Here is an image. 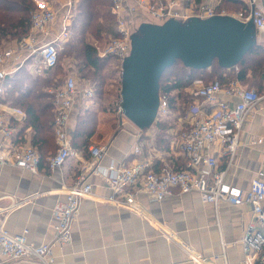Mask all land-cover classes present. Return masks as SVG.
Returning <instances> with one entry per match:
<instances>
[{
	"label": "built area",
	"instance_id": "built-area-1",
	"mask_svg": "<svg viewBox=\"0 0 264 264\" xmlns=\"http://www.w3.org/2000/svg\"><path fill=\"white\" fill-rule=\"evenodd\" d=\"M240 1H243L244 6L231 13L217 5L199 4L194 7L193 1L185 5L184 0L176 4L172 0H111L110 10L116 18L117 35L110 37L101 46L95 44L97 53L101 57L114 58L121 67L123 59L130 52V35L137 30L140 13L160 23L169 18L184 21L190 16L204 18L227 14L242 22L252 19L257 36L264 35V0ZM71 2L66 0L63 4L65 8L68 7V13ZM68 13L62 19L61 29L51 34L57 11L39 4L30 12L29 32L15 40L14 46L0 47V83L27 60H31L30 70L34 74L55 67ZM131 25H134V29ZM262 81L264 85V74ZM191 83L187 90L192 101L186 106L185 115L177 117L180 122V130L176 133L177 155L182 157L183 165L174 164L177 155L175 152L169 153L171 146L168 151L159 150L155 147L154 139L147 146L135 143L130 162L110 159L107 165H101L99 161L107 151V144H89L88 159L73 149L72 134L68 129L71 110L78 97L92 99L94 91L90 84L80 86L75 76L68 74L62 84L51 91L56 149L46 161L48 168L54 169L60 167L68 157H75L80 162L79 169L73 182L65 186L64 197L53 205L49 240L34 244L26 238L27 229L12 233L5 228L4 219H0V264L17 260L53 264V247L71 241V223L76 217L79 203L92 192L89 175L96 176L111 190L108 198L110 201H117L137 212H142L139 201L141 196L150 202H160L174 191L196 193L201 202L214 206L220 202L248 204L252 221L240 238L246 253L242 264H264V170H257L246 188L226 180L227 168L239 146L242 125L251 110L264 98V89L259 92L254 87H244L237 79L230 81L227 86L222 85L219 79L205 83L197 78ZM2 89L0 86V91ZM119 103L120 99L115 110L121 119L123 115ZM12 116L19 117L16 112L0 111V164L37 173L40 156L30 144H15L17 137L10 124ZM175 116L176 112L171 108L167 94H160L155 121L169 120ZM138 137L139 133L136 140ZM251 142L264 143V129ZM217 153L226 158V164L222 167L217 166ZM189 258L194 262L205 260L202 255L193 253Z\"/></svg>",
	"mask_w": 264,
	"mask_h": 264
},
{
	"label": "crops",
	"instance_id": "crops-1",
	"mask_svg": "<svg viewBox=\"0 0 264 264\" xmlns=\"http://www.w3.org/2000/svg\"><path fill=\"white\" fill-rule=\"evenodd\" d=\"M55 1L56 5H52L51 0H37L36 3L57 9L65 2ZM172 1L176 4L180 0ZM201 1L200 4L224 5H221L224 0ZM175 6L180 8L179 5ZM140 17L141 21H151L144 13H140ZM258 40L264 41V38L260 35ZM6 44L14 46L15 41ZM68 74L75 76L73 71ZM262 78L263 76V90ZM239 84L248 87L241 81ZM190 85L192 83L185 91L188 92ZM46 90L50 92L49 88ZM219 96L235 100L226 95ZM91 102L92 99L81 96L77 98L71 110L68 129L72 134L76 114L82 108L97 110V125L90 144L108 145L99 161L101 165H107L110 159L130 162L135 143L147 146L154 139L156 130L153 125L141 132L122 117L116 119L119 127L115 128L112 115L90 104ZM0 111L18 113L19 117L12 116L14 120L23 115L20 110L1 103ZM14 126L20 129L21 123L15 122ZM263 129L264 98L251 110L242 125L239 146L226 172L229 183L246 188L255 172L264 170V143L251 142ZM179 130L180 122L176 119L175 126L168 131L171 154H179L176 134ZM137 133L139 139L136 140ZM14 142L18 146L30 144L39 154L37 145L32 144L30 126L21 128ZM50 150L52 144L44 155L43 162L39 164L37 173L0 164V219H4L5 228L12 233L27 229L26 238L34 244L51 238L53 205L64 197L65 186L73 182L80 164L77 158L68 157L60 167L49 169L46 160L52 152ZM176 157L182 159L180 155ZM217 157L218 167L226 164L224 155L217 153ZM173 161L176 164L180 160ZM88 181L92 184V192L79 203L76 217L71 223V241L66 245L53 247V264H242L246 258L240 238L252 221L248 204L231 205L220 202L214 206L201 202L196 193L174 191L160 202H150L148 198L141 196L139 201L142 212H137L117 201H110L108 198L111 190L96 176L89 175ZM192 253L202 255L205 260L194 262L189 258ZM2 264L34 263L17 260Z\"/></svg>",
	"mask_w": 264,
	"mask_h": 264
},
{
	"label": "trees",
	"instance_id": "trees-1",
	"mask_svg": "<svg viewBox=\"0 0 264 264\" xmlns=\"http://www.w3.org/2000/svg\"><path fill=\"white\" fill-rule=\"evenodd\" d=\"M188 1H193L194 7L202 2L201 0H184V4L187 5ZM223 3L229 8L241 9L244 6L243 1L240 0H224L221 5ZM110 7L111 0H79L76 16L78 24L71 41L60 49L55 67L44 70L40 74H34L28 68L31 60H27L12 75L6 76L0 83V86L3 87L0 91V103L16 108L23 114L22 118L18 120L11 117V126L15 128V122H19L21 128L26 126L32 128V144L37 145L40 156L39 164L43 162L46 152L51 149V144L52 150L50 152H52L50 155L56 149L52 126L54 116L52 92L46 90L50 82V78L46 74L58 67L61 52L66 47L64 51L73 52L74 56H82L83 63L81 67L90 69L89 72L87 71L88 74L90 72L96 74L95 77L90 79L95 91L104 84L103 77L106 73L102 70L103 65L108 58L112 57L99 56L95 44L86 42L85 35L86 32H92L93 30L96 31L95 35L97 37L103 38L104 35L114 37L117 35L116 18ZM35 8L37 7L33 0H0V46L4 42L17 40L29 32L31 26L30 12ZM235 66L237 70L234 66L223 68L214 61L208 68L193 69L184 66L180 60H175L169 67L164 69L159 79V95L162 93L167 94L170 106L176 112V116L173 119L157 120L155 122L154 144L157 149L169 150L170 134L168 131L175 126L177 117L182 116L181 113L192 101V96L185 91V88L194 79L199 78L206 83L213 80L212 78L208 79V77L216 74L217 78L215 79H219L222 85H228L230 81L237 79L247 84L248 87L254 85L256 90L262 91L261 75L264 72V41L255 38L252 46ZM87 75H84V77H87ZM96 125V109L86 108L84 111L77 112L72 131V146L83 158H89L88 146L91 143V136L95 132ZM20 129L15 128L17 138ZM175 159L180 160L176 161V166L183 165V159L180 157H175ZM79 165L76 171H78Z\"/></svg>",
	"mask_w": 264,
	"mask_h": 264
},
{
	"label": "water",
	"instance_id": "water-1",
	"mask_svg": "<svg viewBox=\"0 0 264 264\" xmlns=\"http://www.w3.org/2000/svg\"><path fill=\"white\" fill-rule=\"evenodd\" d=\"M257 38L252 19L242 22L227 14L184 21H140L130 35V52L121 63L122 115L139 130L155 122L159 79L175 60L193 69H205L216 61L235 66Z\"/></svg>",
	"mask_w": 264,
	"mask_h": 264
},
{
	"label": "rangeland",
	"instance_id": "rangeland-1",
	"mask_svg": "<svg viewBox=\"0 0 264 264\" xmlns=\"http://www.w3.org/2000/svg\"><path fill=\"white\" fill-rule=\"evenodd\" d=\"M64 1H66V0H64ZM33 2H34V0H33ZM55 2H56L55 0H51L52 5H56ZM78 2H79V0H72L71 10L69 13L67 12L68 7L65 8V6H63L64 3L60 4L59 8L55 9L57 11V14H56L57 18H56V22L53 26V29L51 30V34H55V32H57V30L59 31V29H61L62 19L65 17V15L67 13L69 14L68 21L66 19V22H65L66 23V29L63 32V34H62L63 38L60 41L61 49L63 46H65V44L67 42L71 41V39L73 37V33L75 32L76 25L78 24V20H76V16H77V12H78ZM34 3L36 5V7L39 6V5H37L36 1ZM222 6L227 12H231V13L239 10V9L234 8V7L229 8V7H226L225 5H222ZM144 16L146 17L145 14H144ZM131 27L134 29V25H131ZM95 33H96V31H94V30L92 32H86L85 41L101 46L104 44V42H106L107 39L112 37L111 35H104L103 38L97 37L95 35ZM261 36L264 38V35H261ZM104 38H107V39H104ZM258 38L259 37H257V39ZM6 43L7 42H4L2 44V46H0V47H7ZM65 49H66V47H64V50ZM64 50H62V52H61L58 67H56V69H54L52 71H49L46 74V76L50 78L49 86L47 87L50 89V92L54 91L56 88H58L62 84L64 78L68 75V73L70 71H73L75 73V76H76L77 81L80 84V86H82V85L84 86L85 82H88L90 84V86H92L90 79H92V77H95L96 74L94 75L91 72L88 74L90 69H84L83 67H81V65L83 63L82 56H77V55L74 56L73 52H68V51H64ZM102 70H103V72L106 73V75L103 77L105 82L100 87H98L96 89V91L94 90V88L92 86V89L94 91V97L92 98V102L90 104L94 105L95 107L101 108L102 111H104L108 115L109 114L112 115L113 119H115V124H114L115 128H118L119 127L118 126L119 121L116 119H119V118H118V115L116 114L115 105H116L117 101H119V99H120L119 90H120V74H121L120 70H121V67H120L119 63L114 58H108V60L103 65ZM263 74H264V72L262 73L261 76H263ZM84 75H87V77H84ZM211 78L215 79V78H217V75L215 74L211 77H208V79H211ZM96 103L98 105H96ZM79 111H84V109L82 108ZM181 114H182V116L185 115L184 112ZM123 118H125V117L123 116ZM155 122L152 124L153 126H155Z\"/></svg>",
	"mask_w": 264,
	"mask_h": 264
}]
</instances>
